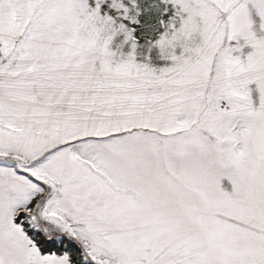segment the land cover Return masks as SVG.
I'll list each match as a JSON object with an SVG mask.
<instances>
[{
    "label": "snow or ice",
    "instance_id": "1",
    "mask_svg": "<svg viewBox=\"0 0 264 264\" xmlns=\"http://www.w3.org/2000/svg\"><path fill=\"white\" fill-rule=\"evenodd\" d=\"M0 264H264V0H0Z\"/></svg>",
    "mask_w": 264,
    "mask_h": 264
}]
</instances>
